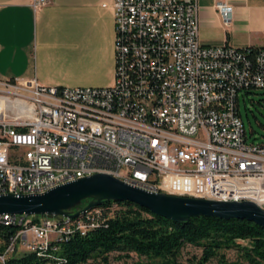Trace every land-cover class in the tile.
Here are the masks:
<instances>
[{
    "label": "built area",
    "instance_id": "1",
    "mask_svg": "<svg viewBox=\"0 0 264 264\" xmlns=\"http://www.w3.org/2000/svg\"><path fill=\"white\" fill-rule=\"evenodd\" d=\"M213 2L227 24L229 0ZM47 4L31 2L34 10ZM111 9V86L0 79V195L43 194L106 174L148 192L264 210V144L248 143L239 113L240 94L264 89V48L202 45L196 0H112ZM104 210L0 216V226L20 227L0 241V264L56 252L68 236L98 227Z\"/></svg>",
    "mask_w": 264,
    "mask_h": 264
},
{
    "label": "crops",
    "instance_id": "2",
    "mask_svg": "<svg viewBox=\"0 0 264 264\" xmlns=\"http://www.w3.org/2000/svg\"><path fill=\"white\" fill-rule=\"evenodd\" d=\"M0 0V79L44 87H108L115 65L112 0ZM226 24L213 0H196L202 45L264 47V0H229Z\"/></svg>",
    "mask_w": 264,
    "mask_h": 264
},
{
    "label": "trees",
    "instance_id": "3",
    "mask_svg": "<svg viewBox=\"0 0 264 264\" xmlns=\"http://www.w3.org/2000/svg\"><path fill=\"white\" fill-rule=\"evenodd\" d=\"M87 203L84 200L81 204ZM112 203L100 205L105 210L98 227L86 235L74 233L54 253H26L8 264H46L56 259L60 264H109L112 254H135L156 264H183L179 258L186 245L202 248L201 258L192 264H208L215 258L225 264L220 251L228 249L237 250L248 264H264V230L253 223L205 217L176 223L130 203H116L118 209L110 212L107 208ZM19 230L17 224L0 226L1 244H8Z\"/></svg>",
    "mask_w": 264,
    "mask_h": 264
},
{
    "label": "water",
    "instance_id": "4",
    "mask_svg": "<svg viewBox=\"0 0 264 264\" xmlns=\"http://www.w3.org/2000/svg\"><path fill=\"white\" fill-rule=\"evenodd\" d=\"M84 200L88 203L76 210ZM103 202L130 203L176 223L205 217L246 221L264 230V210L252 201L221 202L148 192L106 174L77 179L43 194L0 195V216L76 218Z\"/></svg>",
    "mask_w": 264,
    "mask_h": 264
},
{
    "label": "rangeland",
    "instance_id": "5",
    "mask_svg": "<svg viewBox=\"0 0 264 264\" xmlns=\"http://www.w3.org/2000/svg\"><path fill=\"white\" fill-rule=\"evenodd\" d=\"M239 113L248 134V143L264 144V89L253 90L239 95ZM12 194V193H7ZM82 204L76 209L82 208ZM84 207V206H83ZM76 210H73L75 212ZM238 243L245 245L246 242ZM220 254L224 257L225 264H248L237 250H221ZM202 255V248L186 245L182 251L179 261L183 264H192L198 261ZM109 264H156L144 257L130 254H112ZM208 264H219L218 259H212Z\"/></svg>",
    "mask_w": 264,
    "mask_h": 264
},
{
    "label": "bare ground",
    "instance_id": "6",
    "mask_svg": "<svg viewBox=\"0 0 264 264\" xmlns=\"http://www.w3.org/2000/svg\"><path fill=\"white\" fill-rule=\"evenodd\" d=\"M4 109H5L4 112H5L6 116H7V113L11 111V108L9 106H6Z\"/></svg>",
    "mask_w": 264,
    "mask_h": 264
}]
</instances>
